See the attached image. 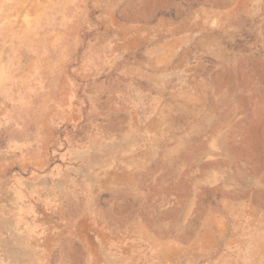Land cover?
I'll use <instances>...</instances> for the list:
<instances>
[{
    "label": "rangeland",
    "instance_id": "rangeland-1",
    "mask_svg": "<svg viewBox=\"0 0 264 264\" xmlns=\"http://www.w3.org/2000/svg\"><path fill=\"white\" fill-rule=\"evenodd\" d=\"M0 264H264V0H0Z\"/></svg>",
    "mask_w": 264,
    "mask_h": 264
}]
</instances>
